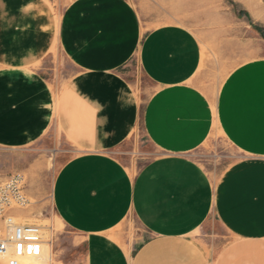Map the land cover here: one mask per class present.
Masks as SVG:
<instances>
[{
  "label": "crops",
  "instance_id": "1",
  "mask_svg": "<svg viewBox=\"0 0 264 264\" xmlns=\"http://www.w3.org/2000/svg\"><path fill=\"white\" fill-rule=\"evenodd\" d=\"M60 17L46 0H0V146L55 127L85 148L53 188L58 219L84 239L82 264H264V57L213 95L189 86L202 47L188 26L143 31L131 0H70ZM58 51L75 68L63 85L43 74ZM133 57L155 86L143 103L122 72ZM138 126L161 154L131 172L110 149ZM215 129L244 152L216 181L191 156ZM129 214L149 233L134 252L113 234ZM211 217L228 234L217 250L196 233Z\"/></svg>",
  "mask_w": 264,
  "mask_h": 264
},
{
  "label": "rangeland",
  "instance_id": "2",
  "mask_svg": "<svg viewBox=\"0 0 264 264\" xmlns=\"http://www.w3.org/2000/svg\"><path fill=\"white\" fill-rule=\"evenodd\" d=\"M59 18L70 0H46ZM147 31L165 23H179L191 28L202 47V63L189 86L215 94L234 67L251 58L264 57V0H131ZM75 71L62 51L48 55L43 74L54 84H66ZM132 90L141 103L154 92L155 86L143 73L137 57L122 69ZM45 137L20 148L0 146V183L14 173L23 176L22 191L26 202L10 209L20 224L41 225L51 235L56 264H82L84 239L67 228L57 217L53 205V188L57 173L64 163L85 148L66 137L60 129L52 128ZM111 153L131 172H137L148 161L161 154L147 139L142 127L119 144ZM219 130L191 152V156L216 181L223 172L243 156ZM0 220V230L3 227ZM212 230H199L203 243L219 249L228 239L225 230L214 217L203 225ZM114 236L133 252L149 237L141 222L129 214L113 229ZM7 258L0 264H6ZM54 264V263H53Z\"/></svg>",
  "mask_w": 264,
  "mask_h": 264
},
{
  "label": "built area",
  "instance_id": "3",
  "mask_svg": "<svg viewBox=\"0 0 264 264\" xmlns=\"http://www.w3.org/2000/svg\"><path fill=\"white\" fill-rule=\"evenodd\" d=\"M22 185L20 173H14L0 183V220L4 223L0 230V255L7 258L6 264H44L45 243L49 244V241L42 226L20 224L10 214L13 206L26 202Z\"/></svg>",
  "mask_w": 264,
  "mask_h": 264
},
{
  "label": "bare ground",
  "instance_id": "4",
  "mask_svg": "<svg viewBox=\"0 0 264 264\" xmlns=\"http://www.w3.org/2000/svg\"><path fill=\"white\" fill-rule=\"evenodd\" d=\"M44 236L45 238H47V240L49 241V244L45 243V250H46V254H45V258H44V264H51V256H50V249L49 251L47 250V246L50 247L51 246V235H49L48 231H44ZM0 259L3 260L5 259L4 256L0 255Z\"/></svg>",
  "mask_w": 264,
  "mask_h": 264
},
{
  "label": "snow or ice",
  "instance_id": "5",
  "mask_svg": "<svg viewBox=\"0 0 264 264\" xmlns=\"http://www.w3.org/2000/svg\"><path fill=\"white\" fill-rule=\"evenodd\" d=\"M32 249L30 248L29 251H31Z\"/></svg>",
  "mask_w": 264,
  "mask_h": 264
}]
</instances>
